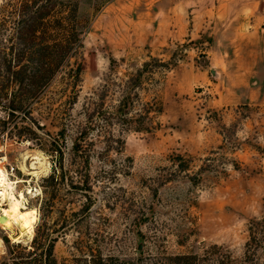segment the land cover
I'll return each instance as SVG.
<instances>
[{
	"label": "rangeland",
	"instance_id": "rangeland-1",
	"mask_svg": "<svg viewBox=\"0 0 264 264\" xmlns=\"http://www.w3.org/2000/svg\"><path fill=\"white\" fill-rule=\"evenodd\" d=\"M20 1L0 0L15 58ZM171 3L79 0L89 24L62 70L26 79L24 94L0 68V159L17 181L0 208L21 198L37 210L25 233L0 213V264L42 235L57 264H264V242L245 251L251 220L264 217V104L239 102L236 79L211 71L224 56L260 57L264 0H218L227 17L216 26L232 21L236 48L218 51L206 33L153 51L154 9Z\"/></svg>",
	"mask_w": 264,
	"mask_h": 264
},
{
	"label": "trees",
	"instance_id": "trees-1",
	"mask_svg": "<svg viewBox=\"0 0 264 264\" xmlns=\"http://www.w3.org/2000/svg\"><path fill=\"white\" fill-rule=\"evenodd\" d=\"M95 6L98 7L97 3ZM14 12L17 16L13 21V28L18 43V54L15 58L12 51L15 45H4L0 37V53L3 58L0 68L4 69V74H8L9 87L18 85L20 90L23 89L22 92L27 94L30 88H26V85H29V82H25L26 79L30 81L31 77H38L40 74L35 80L41 82L44 79H40L43 72L47 71L48 80L68 64L69 58L81 45L82 33L88 26L89 19L82 21L80 18L79 0H21L14 4ZM4 24L5 22L0 24V32ZM25 56L28 58L23 61ZM45 56H49L48 63L44 61ZM18 108L20 99L18 105H12L13 110ZM249 233L245 251H248L252 244L264 242V217L251 220ZM37 237H33L32 242L36 243L27 249L25 258H14L11 264H57L52 240L43 235ZM212 247L219 249L222 246L215 243ZM36 248H40L39 253L34 251ZM189 256L191 255H186Z\"/></svg>",
	"mask_w": 264,
	"mask_h": 264
},
{
	"label": "crops",
	"instance_id": "crops-1",
	"mask_svg": "<svg viewBox=\"0 0 264 264\" xmlns=\"http://www.w3.org/2000/svg\"><path fill=\"white\" fill-rule=\"evenodd\" d=\"M221 5H225V2L221 3L219 8ZM217 6L218 0H173L171 4L155 8L154 18L156 19L160 15L163 17L159 27L146 31V44L153 45V51H156L157 48L164 49L175 42L192 41L201 36V34L205 35L207 33L210 35L209 39L213 42H211V47L216 48V50L223 47L228 49V51L236 48L240 33L238 31L235 36L236 31L229 28L232 21H229V25H226L223 29L220 28L221 30L216 26L217 18L227 17L223 13L224 10L219 11ZM181 9H185L187 13H193L192 17H190L191 19L187 22L194 21V23L186 25L182 22V17H180L184 16L183 14L175 15ZM203 13H205L204 17H202ZM198 19L201 21H198ZM223 23L226 24V22ZM263 36L264 33L262 32L260 37L263 38ZM203 43L206 44L208 41L204 40ZM260 45L264 48V40ZM217 61V64L221 67H212L211 71L213 73L215 71V78L236 79L237 87L235 89L239 102L264 104V49L260 57H255L252 65L249 64L246 58H242L239 62V58L231 56H224Z\"/></svg>",
	"mask_w": 264,
	"mask_h": 264
},
{
	"label": "bare ground",
	"instance_id": "bare-ground-1",
	"mask_svg": "<svg viewBox=\"0 0 264 264\" xmlns=\"http://www.w3.org/2000/svg\"><path fill=\"white\" fill-rule=\"evenodd\" d=\"M16 182L17 181H12V179L7 177L6 173L0 169V206H2L5 201L7 202L9 198V185ZM23 205L26 209L23 208ZM1 212L10 213L16 220L15 222L20 223L22 233L30 232L37 219V210L26 207V205L22 203L21 198H14L8 209L0 208V213Z\"/></svg>",
	"mask_w": 264,
	"mask_h": 264
},
{
	"label": "built area",
	"instance_id": "built-area-1",
	"mask_svg": "<svg viewBox=\"0 0 264 264\" xmlns=\"http://www.w3.org/2000/svg\"><path fill=\"white\" fill-rule=\"evenodd\" d=\"M2 161H3V159H0V169H2L8 177L9 174L13 173V166H11V165L7 166L6 163L1 164Z\"/></svg>",
	"mask_w": 264,
	"mask_h": 264
},
{
	"label": "water",
	"instance_id": "water-1",
	"mask_svg": "<svg viewBox=\"0 0 264 264\" xmlns=\"http://www.w3.org/2000/svg\"><path fill=\"white\" fill-rule=\"evenodd\" d=\"M4 219H5V216L4 215H0V222L4 221ZM140 247H141V245H140Z\"/></svg>",
	"mask_w": 264,
	"mask_h": 264
}]
</instances>
